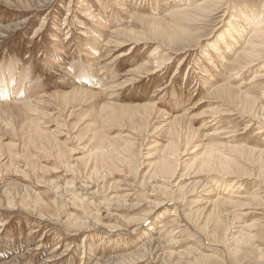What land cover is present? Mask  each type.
Wrapping results in <instances>:
<instances>
[{"label": "rangeland", "instance_id": "1", "mask_svg": "<svg viewBox=\"0 0 264 264\" xmlns=\"http://www.w3.org/2000/svg\"><path fill=\"white\" fill-rule=\"evenodd\" d=\"M207 2L170 43V12ZM260 14L264 0H0V102L17 104L0 109V264H264V50L234 64L229 40L240 53ZM133 37L153 43L119 44Z\"/></svg>", "mask_w": 264, "mask_h": 264}, {"label": "bare ground", "instance_id": "2", "mask_svg": "<svg viewBox=\"0 0 264 264\" xmlns=\"http://www.w3.org/2000/svg\"><path fill=\"white\" fill-rule=\"evenodd\" d=\"M123 2V1H122ZM184 2V1H183ZM210 3H213V2H207V3H205V4H199V5H196L197 7H190L191 9H183L182 11H177V10H173L172 12H170L171 13V15H175V16H177L178 17V21L177 22H173L174 24V27H171V26H166V28L164 27V31L162 32V33H165V32H168V31H174L173 33H171V37H172V39L170 38V37H167L166 35H165V37L168 39V40H170V43H172L174 40H180V39H185V38H187V37H185V36H183V35H180L179 34V32H178V30L179 31H181V32H184V33H188L189 31H190V28L189 27H186L185 25H183V24H181L180 23V21H187V22H191V23H194V22H200V21H205L206 20V18H208V17H210L211 16V14H212V12L214 11V9L213 10H211L210 8H209V4ZM214 4V3H213ZM169 5V9L171 8V4H168ZM121 6V5H120ZM167 6V5H166ZM190 6V5H189ZM71 7V6H70ZM256 7V6H255ZM216 9V8H215ZM69 11L71 12L72 11V7L69 9ZM95 14V13H94ZM246 14V13H245ZM258 15V14H257ZM243 16H245V15H243ZM247 19H246V21L244 22L245 24V26H244V31L243 32H240V35H246V38L248 39L249 38V40H247V42L248 43H246V45L240 50L241 52L238 54L237 53V51H236V48L239 46L238 44H237V39L234 37V35H230L231 37H229V40L231 41L230 43H231V51L233 52L234 51V55L235 56H237L236 58H235V62H234V64H236V63H238L239 62V60H241V59H243V61L240 63V64H243L244 63V65H249V64H252V62H253V59L255 58V57H258L259 56V52L258 51H261V47H262V49L264 50V46L261 44L262 43V40L264 39V16L262 15V14H260L259 15V17L256 19H252V18H249L250 16H248V15H246L245 16ZM243 20H245V19H243ZM153 24H155L156 25V31L154 32V35H157V34H159L160 32H159V27H160V29H161V27H163L164 25H161L160 23H157V22H154ZM250 26V27H249ZM237 27V26H236ZM107 28V27H106ZM239 28V27H238ZM237 29V28H236ZM236 29H233L234 31L236 30ZM239 31H240V28H239ZM237 32V31H236ZM235 32V33H236ZM231 33V32H230ZM237 34H239L238 32H237ZM239 35V36H240ZM143 36V35H142ZM240 37H242V36H240ZM129 38V37H128ZM144 38V37H143ZM135 39V40H134ZM240 39V38H239ZM245 39V38H244ZM95 41V44L98 46L101 42L100 41H97V40H94ZM224 41V40H223ZM246 41V40H245ZM124 42H127V43H124ZM240 42V41H239ZM123 43V47H125V46H127V44H134V45H138V44H143V43H153L150 39H145V40H143V39H140V38H135V37H133L132 39H127V40H125V41H120L119 42V44H122ZM236 45H238V46H236ZM242 46V45H241ZM132 48V47H131ZM239 48H240V46H239ZM262 50V51H263ZM86 51V50H85ZM88 57V56H87ZM54 58V57H53ZM260 58V57H259ZM90 59V58H89ZM93 59V58H92ZM48 61V60H47ZM50 61V60H49ZM55 62V61H54ZM48 63H50V62H48ZM91 64V63H90ZM168 64V63H167ZM50 65V64H49ZM92 65H94L93 63H92ZM161 65L163 66V64H160V66L158 67V68H160L161 67ZM165 65V64H164ZM83 66V65H82ZM87 66V65H86ZM84 67H85V65H84ZM23 68V67H22ZM92 68V67H91ZM95 68V67H94ZM94 68H92L93 70H94ZM20 69V68H19ZM87 69V68H86ZM91 69V70H92ZM162 69V68H161ZM156 71V70H155ZM20 72H22V70L20 71ZM78 72V71H77ZM94 72V71H93ZM161 72V71H160ZM94 73H96V72H94ZM93 73V74H94ZM152 73V72H151ZM19 74H21V73H19ZM84 74V73H83ZM92 74V75H93ZM98 74V73H97ZM96 74V75H97ZM153 74V73H152ZM89 75V74H88ZM96 75H94V76H96ZM81 76V75H80ZM20 77V76H19ZM95 78H98V77H95ZM33 79V78H32ZM31 79V80H32ZM87 79V78H86ZM94 79H92V78H88V81H90V84H92V86L93 85H95V82L93 81ZM95 80H98V79H95ZM101 80V79H100ZM33 82V81H32ZM35 82V81H34ZM98 81H96V83H97ZM101 82V81H100ZM19 85H18V87L20 86V84H21V80L19 79V82H17ZM31 84V83H30ZM98 84V83H97ZM105 85V84H104ZM109 86V85H108ZM31 88V87H30ZM29 88V89H30ZM17 89V88H16ZM222 90H226V86H221V87H218L217 89H215L214 91H213V93H216V92H219V91H222ZM18 91H20L19 89H18ZM73 92V91H72ZM71 92V93H72ZM78 92H81V90L80 91H77V93ZM88 92V91H87ZM92 92V91H91ZM90 92V93H91ZM94 92H96V91H94ZM70 93V94H71ZM75 93H76V91H74L73 93H72V95L74 94L75 95ZM82 93H83V91H82ZM93 93V92H92ZM105 93V92H104ZM69 94V93H68ZM67 94V95H68ZM96 94V93H95ZM80 95V94H79ZM82 96H84V97H86V96H89V93H85V91H84V93L83 94H81ZM97 95V94H96ZM96 95H94L93 94V96L95 97ZM28 96V95H27ZM81 96V97H82ZM44 98L45 96H41L40 98ZM92 97V96H91ZM94 97H93V99H94ZM47 98V97H46ZM83 98V97H82ZM28 99V98H27ZM83 99H85V98H83ZM92 99V100H93ZM109 99V98H108ZM44 100H46L45 98H44ZM95 100V99H94ZM36 101V99L35 100H26V101H23V103H25V104H27V105H30V107H31V105H34L35 103H38V104H40V105H42L41 103H43L44 101H43V99H41V100H39V101H37V102H35ZM110 101V100H109ZM35 102V103H34ZM13 103L14 102H10V103H8V102H6V101H1L0 102V109L1 108H9V107H12L11 105H13ZM32 103H34V104H32ZM15 105H17L16 103H14ZM18 105H20V104H18ZM25 106V105H24ZM111 106V105H110ZM32 108V107H31ZM37 108V107H36ZM34 110H36L35 112H38V110L40 111V108H37V109H34ZM97 118V117H96ZM37 122V121H36ZM94 154V153H93ZM98 155V154H97ZM96 156V155H95ZM99 156V155H98ZM97 157V156H96ZM167 159V158H166ZM96 160V159H95ZM171 160H172V158H168V160H166V161H163L164 163H161V164H163V166H164V168L166 169V170H168V168H170L171 169V165L169 166V164L168 163H170L171 162ZM204 161V160H203ZM204 164V163H203ZM202 164V165H203ZM210 164V163H209ZM223 164V163H222ZM226 164V163H225ZM157 165V164H156ZM206 165V164H205ZM219 167H221V166H219ZM175 168V167H174ZM173 168V166H172V169H174ZM169 169V170H170ZM168 170V171H169ZM171 171V170H170ZM218 171V170H217ZM172 172V171H171ZM169 175V174H168ZM168 175H167V177H168ZM171 179V178H170ZM217 201H220V200H218L217 199ZM220 202H223V203H225V202H227V201H220ZM199 211V210H198ZM192 228V227H191ZM250 235V234H249ZM152 241H153V239H152ZM215 247V246H214ZM152 249V246H150L149 248H148V250L147 249H145V252H139V253H135V254H132L131 256L129 255L128 257H127V259H130V260H132V259H136V260H143V259H145L148 255H149V253H151V250ZM156 249V248H155ZM210 257H212V256H210ZM110 260H112L111 262H113V263H115V264H123V263H121V260L122 259H120V258H116V259H114V258H112V259H110ZM109 260V261H110ZM157 260V259H156ZM198 260V259H197ZM227 260V259H226ZM161 262V261H160ZM125 264H127V263H125Z\"/></svg>", "mask_w": 264, "mask_h": 264}]
</instances>
